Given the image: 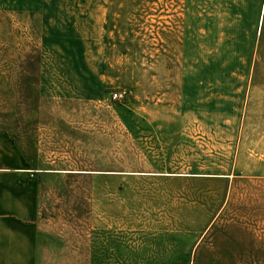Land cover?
Returning a JSON list of instances; mask_svg holds the SVG:
<instances>
[{
  "label": "rangeland",
  "instance_id": "obj_1",
  "mask_svg": "<svg viewBox=\"0 0 264 264\" xmlns=\"http://www.w3.org/2000/svg\"><path fill=\"white\" fill-rule=\"evenodd\" d=\"M0 131L35 264H264V0H0Z\"/></svg>",
  "mask_w": 264,
  "mask_h": 264
},
{
  "label": "crops",
  "instance_id": "obj_2",
  "mask_svg": "<svg viewBox=\"0 0 264 264\" xmlns=\"http://www.w3.org/2000/svg\"><path fill=\"white\" fill-rule=\"evenodd\" d=\"M32 173L24 167L23 156L10 134L0 131V264H35V258L41 256V229L35 195L38 187ZM125 233L139 241L134 246L129 245L132 257L143 254L140 257L149 255L155 259L149 262L151 264H179L174 253L177 246L171 247L174 252L163 255L164 247L157 245L163 242L158 230L139 228ZM177 236H171V243L178 241Z\"/></svg>",
  "mask_w": 264,
  "mask_h": 264
},
{
  "label": "built area",
  "instance_id": "obj_3",
  "mask_svg": "<svg viewBox=\"0 0 264 264\" xmlns=\"http://www.w3.org/2000/svg\"><path fill=\"white\" fill-rule=\"evenodd\" d=\"M111 97L115 100L123 101L126 98V91L125 90H120L114 89L111 92Z\"/></svg>",
  "mask_w": 264,
  "mask_h": 264
}]
</instances>
